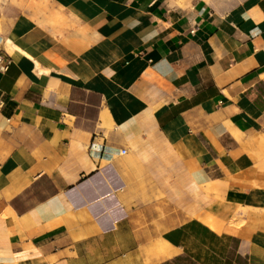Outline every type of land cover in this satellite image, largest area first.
<instances>
[{"label":"crops","instance_id":"crops-1","mask_svg":"<svg viewBox=\"0 0 264 264\" xmlns=\"http://www.w3.org/2000/svg\"><path fill=\"white\" fill-rule=\"evenodd\" d=\"M3 4L0 264H216L205 231L264 264V0H28L99 88L11 54Z\"/></svg>","mask_w":264,"mask_h":264},{"label":"rangeland","instance_id":"rangeland-1","mask_svg":"<svg viewBox=\"0 0 264 264\" xmlns=\"http://www.w3.org/2000/svg\"><path fill=\"white\" fill-rule=\"evenodd\" d=\"M2 1H4L3 5L9 7L15 15L1 19L3 41L8 45L10 43L14 45V53L11 54L26 65H31L32 58L37 59L43 69L42 74H78L83 79L93 78L98 88L101 87L100 70L97 68V75L90 76L94 72L88 65L90 59L88 44L73 34L77 25L68 20L65 14L61 12L59 17L54 16L49 19L41 17L34 10L28 13V0ZM41 31H45L47 36H41ZM45 53L50 54V58L45 57ZM33 71L39 73L36 68H33ZM254 208L264 215V206L258 204ZM229 241L231 240L227 236H218L214 232L205 231L194 233L189 243L198 247L194 249L196 255L202 256L209 263L216 264L222 263L226 253L235 252L242 255L246 249L248 250L249 245H256L248 242L240 246L239 243L234 244ZM262 244L264 247V241Z\"/></svg>","mask_w":264,"mask_h":264},{"label":"bare ground","instance_id":"bare-ground-1","mask_svg":"<svg viewBox=\"0 0 264 264\" xmlns=\"http://www.w3.org/2000/svg\"><path fill=\"white\" fill-rule=\"evenodd\" d=\"M61 8L59 7L57 10H60ZM40 34H41V36H47V34H46V32L45 31H41L40 32ZM8 47H9V50L13 53L14 52V50H13V47H14V45L12 44V43H10L9 45H8ZM50 54H46L45 53V57H48V58H50ZM33 60H32V68H36L37 69V71L39 72V73H42V71H43V69H42V67L39 65V62H38V60L37 59H35V58H32ZM263 169V168H262ZM235 182V181H234ZM233 182V183H234Z\"/></svg>","mask_w":264,"mask_h":264}]
</instances>
